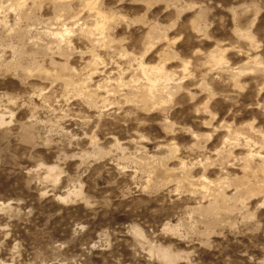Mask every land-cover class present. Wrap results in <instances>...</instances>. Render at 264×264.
<instances>
[{"label": "rangeland", "instance_id": "obj_1", "mask_svg": "<svg viewBox=\"0 0 264 264\" xmlns=\"http://www.w3.org/2000/svg\"><path fill=\"white\" fill-rule=\"evenodd\" d=\"M0 264H264V0H0Z\"/></svg>", "mask_w": 264, "mask_h": 264}, {"label": "bare ground", "instance_id": "obj_2", "mask_svg": "<svg viewBox=\"0 0 264 264\" xmlns=\"http://www.w3.org/2000/svg\"><path fill=\"white\" fill-rule=\"evenodd\" d=\"M1 204H3V203H1ZM163 256H165V255L163 254Z\"/></svg>", "mask_w": 264, "mask_h": 264}]
</instances>
